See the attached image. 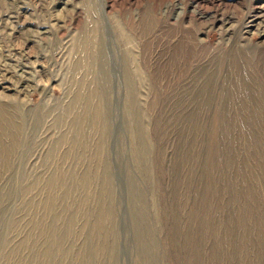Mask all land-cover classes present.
<instances>
[{
  "label": "rangeland",
  "instance_id": "374dc122",
  "mask_svg": "<svg viewBox=\"0 0 264 264\" xmlns=\"http://www.w3.org/2000/svg\"><path fill=\"white\" fill-rule=\"evenodd\" d=\"M0 111V264H264V0H0Z\"/></svg>",
  "mask_w": 264,
  "mask_h": 264
},
{
  "label": "bare ground",
  "instance_id": "6f19581e",
  "mask_svg": "<svg viewBox=\"0 0 264 264\" xmlns=\"http://www.w3.org/2000/svg\"><path fill=\"white\" fill-rule=\"evenodd\" d=\"M0 114H1V111H0ZM102 114H103V111L101 109H98L96 111V116H98L100 122L103 121L102 120ZM0 120H1V115H0Z\"/></svg>",
  "mask_w": 264,
  "mask_h": 264
}]
</instances>
